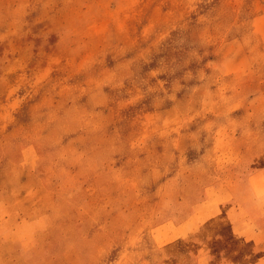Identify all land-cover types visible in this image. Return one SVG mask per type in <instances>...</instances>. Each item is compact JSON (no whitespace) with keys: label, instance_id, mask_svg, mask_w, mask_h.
Here are the masks:
<instances>
[{"label":"rangeland","instance_id":"374dc122","mask_svg":"<svg viewBox=\"0 0 264 264\" xmlns=\"http://www.w3.org/2000/svg\"><path fill=\"white\" fill-rule=\"evenodd\" d=\"M41 180L11 264H264V0H0V190Z\"/></svg>","mask_w":264,"mask_h":264},{"label":"crops","instance_id":"0c3cea01","mask_svg":"<svg viewBox=\"0 0 264 264\" xmlns=\"http://www.w3.org/2000/svg\"><path fill=\"white\" fill-rule=\"evenodd\" d=\"M12 163L14 167L18 166ZM59 210L53 193L42 180L35 184H23L9 193L0 190V259L11 264V241L27 239V233L20 225L23 218L31 225L29 231L37 238L49 241L48 230L56 224L52 217ZM73 230L75 232L76 228ZM42 244L45 246V242Z\"/></svg>","mask_w":264,"mask_h":264}]
</instances>
